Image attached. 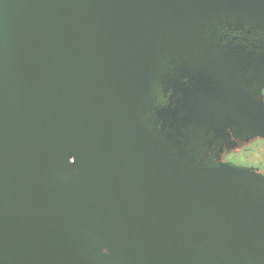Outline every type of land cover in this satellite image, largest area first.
I'll return each mask as SVG.
<instances>
[{"label":"water","instance_id":"95a60500","mask_svg":"<svg viewBox=\"0 0 264 264\" xmlns=\"http://www.w3.org/2000/svg\"><path fill=\"white\" fill-rule=\"evenodd\" d=\"M256 137L264 0H0V264H264Z\"/></svg>","mask_w":264,"mask_h":264},{"label":"flooded vegetation","instance_id":"af4514ba","mask_svg":"<svg viewBox=\"0 0 264 264\" xmlns=\"http://www.w3.org/2000/svg\"><path fill=\"white\" fill-rule=\"evenodd\" d=\"M221 162L249 170L264 181V139L256 137L247 143H240L230 152L225 151L221 154Z\"/></svg>","mask_w":264,"mask_h":264},{"label":"clouds","instance_id":"9594fccd","mask_svg":"<svg viewBox=\"0 0 264 264\" xmlns=\"http://www.w3.org/2000/svg\"><path fill=\"white\" fill-rule=\"evenodd\" d=\"M104 254H105V255H108V254H109V252H108L107 249L104 250Z\"/></svg>","mask_w":264,"mask_h":264}]
</instances>
